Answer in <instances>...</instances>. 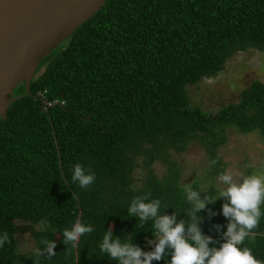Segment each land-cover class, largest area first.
<instances>
[{
  "label": "trees",
  "instance_id": "16d2710c",
  "mask_svg": "<svg viewBox=\"0 0 264 264\" xmlns=\"http://www.w3.org/2000/svg\"><path fill=\"white\" fill-rule=\"evenodd\" d=\"M251 48L264 49V0H105L42 62L30 93L15 90L19 97L0 118V235L10 238L0 264H117L100 251L109 228L152 250L153 222L141 223L127 209L150 193L161 212L187 219L176 154L198 144L215 176L223 172L216 150L228 128L264 141V82L253 81L216 113L191 104L186 91ZM157 161L166 165L162 177L153 172ZM76 163L95 175L87 189L72 181ZM198 215L201 231L219 247L228 223L222 207L208 203ZM77 219L94 231L71 248L62 231ZM16 220L38 227L37 248L42 238L55 240L56 254L19 255ZM240 247L264 261V216Z\"/></svg>",
  "mask_w": 264,
  "mask_h": 264
},
{
  "label": "clouds",
  "instance_id": "9594fccd",
  "mask_svg": "<svg viewBox=\"0 0 264 264\" xmlns=\"http://www.w3.org/2000/svg\"><path fill=\"white\" fill-rule=\"evenodd\" d=\"M216 163L215 159L210 162ZM248 167L252 168L254 165L249 163ZM138 175L142 176L143 173ZM217 179L225 187L215 188V198L206 194L201 199V191L185 186V198L190 207L183 211L187 219L179 221L175 211L171 215L161 212V201L150 199V193L135 196L127 213L128 216L138 218L141 223L149 220L153 222V238L147 241L149 245H153L152 250L144 251L131 243V237L128 241H122L109 228L103 235L100 251L117 264H152L153 261H160L169 255L171 258L166 259V264H264V261L258 260L252 254L250 248L240 247L259 226L260 219L264 216V172L245 175L225 170ZM72 181L78 183L80 188L87 189L94 183L95 175L90 168L86 171L82 164L76 163L72 166ZM132 190L137 189L133 187ZM221 197L225 199L222 214L228 223L226 231L221 232L223 242L217 247V241L201 231L200 223L203 217L198 213L205 209L208 203H214ZM209 215L215 213L209 210ZM215 228L220 231L221 226L216 225ZM93 231L91 225L77 219L70 229L65 228L62 231L63 243L75 248L81 236ZM5 243H10L7 232L0 235V247ZM55 244V240L42 238L43 247L36 249V257L41 258L45 254L47 258L54 256Z\"/></svg>",
  "mask_w": 264,
  "mask_h": 264
},
{
  "label": "rangeland",
  "instance_id": "374dc122",
  "mask_svg": "<svg viewBox=\"0 0 264 264\" xmlns=\"http://www.w3.org/2000/svg\"><path fill=\"white\" fill-rule=\"evenodd\" d=\"M264 82V49H247L231 56L224 68L213 77L202 78L198 83L186 87L190 103L200 106L210 113L218 112L222 107L239 100L240 92L253 81ZM226 141L216 150L220 167L245 175L264 172V141L257 133H239L234 128H228L225 133ZM176 166L179 169V182L184 186L197 183V191L203 199L207 194L215 198L216 187H225L220 184L218 175H211L209 171V158L204 149L198 144H192L187 151L176 154ZM249 163L254 167L249 168ZM153 172L157 177L166 174V165L157 161L153 165ZM140 179V175L135 178ZM224 198H219L212 203L221 206ZM38 227L22 220H16L14 237L16 250L19 255L35 252L37 246L33 233Z\"/></svg>",
  "mask_w": 264,
  "mask_h": 264
},
{
  "label": "water",
  "instance_id": "95a60500",
  "mask_svg": "<svg viewBox=\"0 0 264 264\" xmlns=\"http://www.w3.org/2000/svg\"><path fill=\"white\" fill-rule=\"evenodd\" d=\"M105 0H0V118L42 62L65 45Z\"/></svg>",
  "mask_w": 264,
  "mask_h": 264
},
{
  "label": "built area",
  "instance_id": "2783aa9c",
  "mask_svg": "<svg viewBox=\"0 0 264 264\" xmlns=\"http://www.w3.org/2000/svg\"><path fill=\"white\" fill-rule=\"evenodd\" d=\"M44 102L46 103V104H48V105H50V104H52V102L51 101H48V100H44Z\"/></svg>",
  "mask_w": 264,
  "mask_h": 264
}]
</instances>
